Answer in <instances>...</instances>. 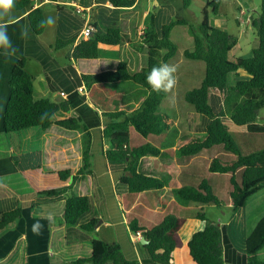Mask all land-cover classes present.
I'll list each match as a JSON object with an SVG mask.
<instances>
[{"label":"trees","instance_id":"16d2710c","mask_svg":"<svg viewBox=\"0 0 264 264\" xmlns=\"http://www.w3.org/2000/svg\"><path fill=\"white\" fill-rule=\"evenodd\" d=\"M105 1L117 8L134 5L131 0ZM259 1L260 11L251 17V26L257 33L259 46L250 58H230L238 46V38L224 29L212 26L207 11L204 12L202 26L196 30L191 28L194 32L192 51L178 48L170 39L171 30L175 26L189 24L186 19L163 26L160 34L146 31L142 40L148 47V58L141 63H132L128 57L114 60L100 56L101 45L122 48L133 42L120 26L97 29L93 36L84 39L74 48L71 59L88 88L126 83L140 87L135 107L129 108L118 102L117 110L106 113L110 123L103 131V139L107 142L104 155L111 165L125 172L120 182L127 188V194L150 193L162 206L179 200L186 205L221 208L220 199L207 182L200 183L195 189L171 187L167 185L166 175L153 167L154 160L175 167L177 159L189 162L213 150L234 157L230 160L210 158L208 170L212 174L230 176L228 198L235 211L245 209L264 190V149L244 155L235 143L229 125L224 121L229 119L233 125L246 128L251 135H264V123L259 124L264 109V0ZM184 2L187 7L191 6V0ZM222 2L212 0L208 8L211 7L217 15ZM31 3V0H15V8L21 10ZM30 19L36 34H41L45 30V27L40 26L41 20L45 19L43 10L33 11ZM73 43L58 42L57 48ZM179 50H183L186 60L205 64L203 82L185 96L190 109L204 119L197 126L203 135L184 137L178 141L175 146L176 155L151 145L131 148L130 128L145 139L167 134L174 128V122L167 114L158 115L165 93L152 91L146 77L153 66L170 64ZM133 64L137 65L136 68ZM231 74L236 75L234 85L230 84ZM69 111L68 102L54 103L38 95L33 78L26 70L25 61L16 64L10 77V96L4 113L5 135L20 136L25 133L27 136L24 138L31 140V144L35 138L40 140V146L33 147L35 150L22 144L13 148L9 141L10 147L19 154L16 153L21 174L38 196L64 197L66 226H79L94 232L98 219L84 221L93 207L92 198L99 187L91 155L93 136L81 117L57 118L59 113ZM36 153L39 155V163L34 158ZM117 196L121 199L119 193ZM21 216L20 209L0 213V230L12 226ZM194 218L201 223L202 228L186 243L182 239L187 223L184 218L164 217L156 228L143 232V237L149 242L144 249L148 250L150 258L142 262L126 258L118 242L93 239L91 252L87 256L86 253L80 254L71 264H176L175 253L180 250L183 264H226L222 230L218 223L207 217L202 208ZM128 227L132 235L140 231L137 222L128 223ZM232 227L230 225L228 228L229 237L246 254L247 264H264L259 259L264 249V216L243 239L242 245L237 241V230Z\"/></svg>","mask_w":264,"mask_h":264},{"label":"crops","instance_id":"0c3cea01","mask_svg":"<svg viewBox=\"0 0 264 264\" xmlns=\"http://www.w3.org/2000/svg\"><path fill=\"white\" fill-rule=\"evenodd\" d=\"M31 1L32 3L24 9L19 10L14 7L11 12V23L7 31L19 51L8 59L0 55V134H5L4 113L10 96V77L16 64L24 60L38 95L54 103L63 101L69 103L70 111L59 113L57 118L81 117L91 130L93 136L91 155L96 160L94 171L101 191L98 199L101 201H97V210L94 215L86 217L84 221L102 218V224L112 228L114 235L113 240L103 239L104 241L118 242L115 239L118 234L126 258L141 262L149 259L150 254L141 245V239H134L128 227L130 222L126 221L122 211L121 199L117 196L118 185L121 184L120 180L125 172L118 166L111 165L104 155L107 142L103 139V131L110 123V119L106 117L108 111H103L94 104L90 92L96 87L86 86L71 55L74 48L86 39L84 30L87 27L92 29L90 36H93L97 29L105 30L106 27L120 26L130 35L133 42L125 44L122 48L118 47L121 49L119 58L128 57L132 63L144 62L148 58V47L142 40L144 33L149 31L159 34L155 28L162 29L163 26L175 20L186 19L190 6L187 7L184 0H131L134 1V5L125 8L114 7L105 0ZM211 1L201 0V4L208 8ZM236 5L241 15L238 25L251 26V17L257 12L258 7L253 0H239L236 1ZM223 6L224 4L220 6L217 15L223 11ZM37 9L43 10L45 18L51 16L56 21L54 25L46 26L41 34H36L30 19V14ZM217 15L214 14L216 17ZM150 18L152 20L149 22ZM216 21L217 18L212 23L209 17L212 26ZM24 26L28 28V35L26 39H21L20 29ZM71 41L74 42L72 45L57 48L58 42ZM102 46L106 45L100 47ZM133 66L136 68L137 65L133 64ZM95 152L97 155L94 154ZM17 158L16 151L11 147L9 151L6 150L5 155L0 156V213L16 209L22 212L21 218L15 224L0 230V264H71L67 261L62 243L75 239L68 236L53 238V232H56L57 228H67L71 233L78 231L76 228L66 226L63 222L64 197H44L46 199L43 201L30 197L25 200L20 193L12 189L9 183L2 181L5 177L13 175H20V179H25L17 165ZM57 216L60 218V223L53 226L52 221ZM194 217L187 219L182 233L184 243L202 228L201 223ZM228 226H225L224 230L228 242V252L224 251V260L226 264H229L227 259L230 260V264H247L246 254L232 243L228 234L230 226ZM236 227L233 225L232 229L237 230ZM220 228L223 229L221 225ZM100 229L101 227L96 225L94 232L98 234ZM146 230L148 229L140 227V232ZM222 236L224 246L223 231ZM93 239L95 238L89 236L87 242L90 243ZM80 254L85 253L74 256L75 260ZM175 262L183 264L181 250L175 253Z\"/></svg>","mask_w":264,"mask_h":264},{"label":"rangeland","instance_id":"374dc122","mask_svg":"<svg viewBox=\"0 0 264 264\" xmlns=\"http://www.w3.org/2000/svg\"><path fill=\"white\" fill-rule=\"evenodd\" d=\"M236 1L239 0H223L222 4L223 11L220 15L214 16L213 9L207 8L201 4V0H191V6L187 12L188 25H178L171 30L170 39L183 50H193L192 35L194 28L195 30L200 28L204 23V12L208 11L210 21L217 18L214 22V27L226 29L228 33L238 38V46L230 54L232 60L236 58H250L253 51L259 46V38L257 33L252 26L244 27V25H238V21L241 18L238 12ZM193 2V3H192ZM254 4L258 7L257 13L260 11V3L258 0H253ZM243 7L245 5L243 4ZM256 14V13H255ZM257 15V14H256ZM152 20V18L149 19ZM191 26V27H190ZM159 34L161 29L155 28ZM183 50H179L176 58L171 62L177 64L176 86L170 93H165V100L159 107V114H167L170 119L174 122V128L167 134H163L157 137H151L145 139L140 136L133 128H130L131 136V148H139L142 146L151 145L157 147L163 152H167L171 155H176L175 146L178 141L184 139V137H194L196 135L202 136L203 133L197 127L203 123V117L194 113L185 102V96L188 92L198 88L204 80L205 64L199 61H189L183 57ZM101 56L105 59H119L121 49L118 47L102 46L99 49ZM179 60H181L179 62ZM170 63V64H171ZM245 78V76H242ZM236 75H230V84L234 85ZM95 90L90 92L91 98L97 107H100L103 111H115L117 110L118 102L123 103L126 107H135L136 101L139 98L140 87L129 83L122 85H95ZM232 132L235 143L241 148L244 155H250L254 152L264 149V135H251L247 133L246 128H240L229 120L225 119ZM264 123V109L261 112L260 123ZM25 133L21 135L11 134L8 137L4 134H0V156L6 153V150H10L9 141L13 144V148L22 144L24 147H39L40 140L33 139L26 140ZM98 139V138H97ZM31 149V148H30ZM17 153V152H16ZM18 154V153H17ZM16 154V156H18ZM95 155L96 152L94 153ZM34 158L39 163V155L35 154ZM220 158L224 160H230L234 157L227 153L213 150L211 152L202 153L200 156L190 160L189 162H183L177 159L175 167H168L162 165L158 161H153L154 169L166 175L167 185L171 187H180L185 189L198 188L200 183L207 182L216 196L221 201V208L216 206H197V205H186L181 201H173L168 205L162 206L150 193L129 195L125 186L119 184L118 190L121 195V206L124 213V217L127 222H137L140 227L148 230L156 228L163 220L164 217L173 216L175 218L189 219L195 216L200 210L207 215V217L216 221L218 225L222 226L224 235V251L228 252V242L226 235L224 234L225 226L236 225L239 239H237L240 245L243 244V239L247 237L254 229L258 221L264 216V190L254 197L243 210L235 211L233 206L229 203L228 190L230 187V176L212 174L208 170L209 159ZM95 158H93V164L95 169ZM21 176H9L2 179L6 183H9L12 189L20 193L25 200L30 197L36 198L38 201H43L44 197L35 195V192L30 188L28 182L25 179H20ZM100 183V182H99ZM99 187L95 190V194L92 198L93 209L86 217L94 215L97 210V201L100 195ZM51 200V199H47ZM197 206V207H196ZM58 215V214H57ZM64 222V216H63ZM102 218L98 219L97 226H100V232H88L83 230L79 226H68L70 228H76L77 232H69L67 228H57L56 232H53V238L59 236H65L74 238L75 240H68L66 243H62V249L66 253L67 261H75L76 255L79 253L91 252V242L87 240L89 236L95 239H108L113 240L114 235L112 228H107L102 224ZM60 223L59 216L55 217L52 221V225L56 226ZM228 226V227H229ZM65 227V226H64ZM115 239L119 243H122L117 236ZM55 241V240H54ZM85 255V254H83ZM88 254H86L87 256ZM259 259L264 261V249L259 254ZM230 264V260L227 259Z\"/></svg>","mask_w":264,"mask_h":264},{"label":"clouds","instance_id":"9594fccd","mask_svg":"<svg viewBox=\"0 0 264 264\" xmlns=\"http://www.w3.org/2000/svg\"><path fill=\"white\" fill-rule=\"evenodd\" d=\"M14 7L15 0H0V55H3L6 59L15 56L19 51L7 31L11 23V12ZM55 22V18L49 16L41 20L40 26L54 25ZM20 34L21 39H26L28 28L26 26L21 27ZM176 72L177 67L174 64L162 63L159 66H153L146 77L147 84L156 93H170L177 83Z\"/></svg>","mask_w":264,"mask_h":264},{"label":"built area","instance_id":"2783aa9c","mask_svg":"<svg viewBox=\"0 0 264 264\" xmlns=\"http://www.w3.org/2000/svg\"><path fill=\"white\" fill-rule=\"evenodd\" d=\"M92 34V29L87 27L85 30H84V36L86 38H88L90 35ZM134 239H141L142 238V232H137L136 234L133 235Z\"/></svg>","mask_w":264,"mask_h":264},{"label":"water","instance_id":"95a60500","mask_svg":"<svg viewBox=\"0 0 264 264\" xmlns=\"http://www.w3.org/2000/svg\"><path fill=\"white\" fill-rule=\"evenodd\" d=\"M140 243H141L142 246H146V245H148L149 242L146 240L145 237H143V238L140 240Z\"/></svg>","mask_w":264,"mask_h":264}]
</instances>
